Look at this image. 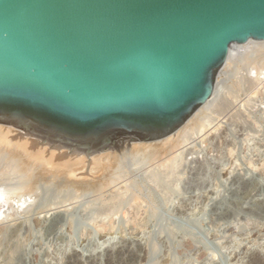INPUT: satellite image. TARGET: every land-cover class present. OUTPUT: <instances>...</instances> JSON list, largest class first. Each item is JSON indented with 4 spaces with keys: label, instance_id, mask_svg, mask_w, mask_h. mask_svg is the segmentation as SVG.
Listing matches in <instances>:
<instances>
[{
    "label": "water",
    "instance_id": "water-1",
    "mask_svg": "<svg viewBox=\"0 0 264 264\" xmlns=\"http://www.w3.org/2000/svg\"><path fill=\"white\" fill-rule=\"evenodd\" d=\"M264 41V0H0V143L53 170L174 133L235 44Z\"/></svg>",
    "mask_w": 264,
    "mask_h": 264
},
{
    "label": "rangeland",
    "instance_id": "rangeland-1",
    "mask_svg": "<svg viewBox=\"0 0 264 264\" xmlns=\"http://www.w3.org/2000/svg\"><path fill=\"white\" fill-rule=\"evenodd\" d=\"M238 59L206 135L194 125L91 178L38 171L24 187L0 169V264H264V80L250 86Z\"/></svg>",
    "mask_w": 264,
    "mask_h": 264
},
{
    "label": "bare ground",
    "instance_id": "bare-ground-1",
    "mask_svg": "<svg viewBox=\"0 0 264 264\" xmlns=\"http://www.w3.org/2000/svg\"><path fill=\"white\" fill-rule=\"evenodd\" d=\"M237 58H239L237 60L239 62L242 61L240 59L244 58L243 62H241L240 65H241V69L244 71V76L247 80V83L250 86H254L257 83H261L260 81L264 80V41L249 40L245 44L233 45L230 48L229 56H228V58L224 64L223 68L221 69L219 75H222L225 72L227 74V73H230L233 71H237V70H233L234 67L233 68L231 67L233 61L236 60ZM219 77H218V81L216 83V87L214 89V93L211 96V98L209 100H207L202 106H200L198 108V110L184 123L183 126L178 128L174 133L170 134L166 138L161 139L159 141L140 142L137 140L135 144L131 145L130 152L128 154H131L133 152H137L136 150L141 151V150L149 149L150 151H154V150H157V147L161 146L165 142L167 144H171V143H174L175 141H178V138L181 141V140H183V138L185 139V136H187V132H189V130H191V132H192L195 128L194 125L197 126L198 124H200V126L198 125V128H199L198 132L196 130L195 131L197 133H199V135H201V136L206 135V133H208V131H210V129H213L211 127V121L207 119L208 118L207 115L209 114L208 112L211 110V107H213L214 101L216 99V95H217L216 91H218L217 86L220 83ZM4 130L19 131L18 129H15L12 127H6V126L4 127V126L0 125V133L3 132ZM19 132H22V131H19ZM211 133H213V132H211ZM208 136H209V134H208ZM210 140L213 141V139H211L209 137L206 138V141H208V143H211ZM204 142H205V138H204ZM143 143H145V144H143ZM211 144H208V146L209 145L211 146ZM0 155H2L1 156L2 158L0 160V169H2V168L5 169L8 166L9 167L12 166V167H10V169L17 170V166H18L19 170L21 171L20 174H21V176H23V183L22 184H24V185H20V186H24V187H26V186L30 187L29 185H31V183L34 180L31 183H29L30 181H29L28 177L32 176L35 172H38V171L39 172L41 171V172L46 173V174L50 172L49 173L50 176H51V174H52V176H54L55 173L56 174L59 173L58 175L68 174L69 176H71L73 178L74 177L75 178H79V177L84 178V177H81V176L76 175V174H81L82 170H84V168H86L85 172L87 170L86 164L76 166V167H72V168H68V169H64V170H60V171L53 170L50 168H46V167H43L41 165H38L36 163H33L29 160L22 158L21 156H19L18 154H16L15 152H13L9 148H7L6 146L2 145L1 143H0ZM116 158L118 159L119 156L115 150H107L105 152H100L98 165L95 167L89 168L88 174H90L91 172L93 174H96V172H93V171H97V170H101V172H103V170L106 171L112 164H114V161L116 160ZM40 174H42V173H40ZM97 174H98V172H97ZM35 177H36V179L38 178L37 176H35ZM20 182H22V181H20ZM19 184H21V183H19ZM19 184H17L16 186L19 187ZM13 187H15V184L13 185ZM15 188L17 189V187H15ZM5 190L6 189L0 185V209H1V207L5 206L4 204H7L8 200H9ZM25 201L26 200H24V199H23V201L17 200L16 204H18V202H20V205L17 208H22L23 205L25 204ZM2 215H3V212L0 211V217Z\"/></svg>",
    "mask_w": 264,
    "mask_h": 264
}]
</instances>
